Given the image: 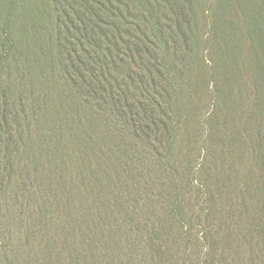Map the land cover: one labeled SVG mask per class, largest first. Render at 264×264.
I'll list each match as a JSON object with an SVG mask.
<instances>
[{"label": "rangeland", "instance_id": "rangeland-1", "mask_svg": "<svg viewBox=\"0 0 264 264\" xmlns=\"http://www.w3.org/2000/svg\"><path fill=\"white\" fill-rule=\"evenodd\" d=\"M216 2L193 49L164 43V0L20 2L38 42L31 77L1 76L0 264H264V73L214 94L202 11L243 19Z\"/></svg>", "mask_w": 264, "mask_h": 264}, {"label": "trees", "instance_id": "trees-1", "mask_svg": "<svg viewBox=\"0 0 264 264\" xmlns=\"http://www.w3.org/2000/svg\"><path fill=\"white\" fill-rule=\"evenodd\" d=\"M21 1L23 0H0V105L3 104L1 98L4 97L7 86L10 85L2 84L1 76L3 74H10L17 70L22 73L23 78L31 77L28 76L31 75L28 68L29 50L32 47L31 44L38 42L36 30L39 26V20L28 8L20 5ZM24 1L32 7L34 4L37 7H42V5L38 6L37 0ZM138 1L142 5L152 3V0ZM199 1L164 0V43L167 42L166 33L168 36L177 35L189 49H193L198 41L203 40L200 35L198 16ZM241 3L242 0H234V2L233 0H218L217 5L222 13L232 8L233 4L237 6L239 8L238 13L243 16L242 26H236V22H234L235 25L232 27L223 20V17H220L217 27L214 13L210 14L208 9L202 11L205 17L210 16L211 19V22L207 24L210 33L208 32V36H205L204 39L208 43L210 41L213 45L215 43L218 45L214 49L218 52L219 59L211 66L213 75L216 77L213 86V92L216 96L217 92L221 95L228 88L231 77L236 78L239 85H242V75L246 72L250 73L251 84L249 81L248 84L245 83V86L242 85L246 87L253 85L254 79H260L264 73V16L255 10L251 15L253 18L251 24H248V19L247 21L244 20L246 15L241 12ZM22 16L25 17L24 21H20ZM216 33L218 34L216 35ZM0 116V119L5 118L2 113Z\"/></svg>", "mask_w": 264, "mask_h": 264}]
</instances>
